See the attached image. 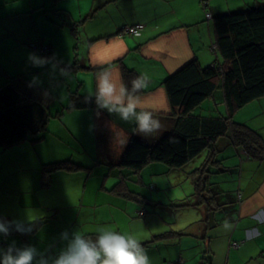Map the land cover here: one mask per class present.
Here are the masks:
<instances>
[{
	"label": "crops",
	"instance_id": "0c3cea01",
	"mask_svg": "<svg viewBox=\"0 0 264 264\" xmlns=\"http://www.w3.org/2000/svg\"><path fill=\"white\" fill-rule=\"evenodd\" d=\"M261 5L264 0H0V94H7L16 77L30 81L35 77L34 98L47 105L52 115L42 140L4 151V164L10 163V168L0 179V222L29 224V218L46 222L35 232L0 234V248L7 249L13 241L20 248L33 246L39 254L34 264L41 258L51 264L76 232L92 238L101 229H110L146 243L142 247L149 264H264V157L251 158L227 138L218 139L208 173L214 180L201 178L200 200L183 203L163 194L171 184L153 179L176 169L151 163L121 181L114 165L132 137L156 141L169 130L166 125L173 107L164 81L170 74L194 59L203 67L221 62L213 17ZM136 24L145 29L135 35L122 34ZM43 46L50 48L48 54L40 51ZM30 53L49 63L34 66ZM66 66L71 70L67 77L61 75ZM109 66L119 69L118 85L126 86L125 78L130 83L141 74L150 77L142 107L160 121L158 132L139 134L134 121H122L107 109H66L74 94L95 96L96 73ZM218 94L223 104L219 88L213 99L203 103L204 112L217 108ZM241 122L249 125L250 119L245 116ZM62 128L98 162H76L77 169L47 175L46 164L73 161L58 158V146H52V153L44 152L54 133L65 135ZM256 129L264 141V127ZM104 140L110 143L107 147ZM209 152L195 158L203 157L199 166ZM152 167L147 175L154 182H146L145 170ZM93 176L99 181H93ZM190 210L197 214L185 215ZM225 221L230 229L224 228Z\"/></svg>",
	"mask_w": 264,
	"mask_h": 264
},
{
	"label": "trees",
	"instance_id": "16d2710c",
	"mask_svg": "<svg viewBox=\"0 0 264 264\" xmlns=\"http://www.w3.org/2000/svg\"><path fill=\"white\" fill-rule=\"evenodd\" d=\"M213 18L221 62L203 67L194 59L165 79L164 86L173 107L171 121L166 125L169 130L156 141L137 136L130 139L122 158L114 163L121 173V181L127 180L129 174L131 177L136 175L151 163H162L169 169L182 168L210 150L209 158L196 168L195 173L201 172L198 182L201 176L204 179L207 178L204 174L210 173L209 166L214 160L212 148L217 150V140L221 138H227L235 147L244 149L251 158L264 157V141L260 133L234 120L238 110L264 97V5L219 14ZM31 82L25 77H16L9 85L7 94H0L2 152L45 137L52 115L47 105L34 98L38 86L33 84L29 87ZM125 83L131 91V82L128 83L125 78ZM219 88L223 90L225 111L220 112L216 108L215 113L204 112L201 109L203 103L213 99ZM90 107H98L95 96L74 94L66 109ZM77 168L78 164L67 160L46 164L44 169L49 175V172L59 169ZM196 187L200 195L199 183ZM118 189L116 187L114 190ZM121 192L127 195L125 190ZM45 222L41 219L24 226H31L35 232ZM164 236L158 235L157 238ZM87 239L95 242L98 236ZM140 244L144 246L146 243Z\"/></svg>",
	"mask_w": 264,
	"mask_h": 264
},
{
	"label": "clouds",
	"instance_id": "9594fccd",
	"mask_svg": "<svg viewBox=\"0 0 264 264\" xmlns=\"http://www.w3.org/2000/svg\"><path fill=\"white\" fill-rule=\"evenodd\" d=\"M28 59L37 67L49 63L48 59L41 58L34 53H30ZM70 74L69 66L61 69V75L67 77ZM119 79V69L111 66L101 67L96 73L95 99L98 108L107 109L109 113L117 114L122 121H134L135 132L139 134L147 136L158 132L161 129L160 121L154 119L153 111L142 107L144 103L142 94L151 84L150 77L147 74L135 76L131 81V91L123 83L118 85L116 81ZM36 82L37 78L33 77L28 86L32 87ZM89 95L91 96L92 93L90 92ZM48 97V93H45V100ZM97 116H99V112H97ZM28 223L31 225L34 222L29 218ZM231 227L225 221L224 228L230 229ZM12 230L25 233L31 232L32 228L31 226L25 227L19 221H11L7 226L0 222V234L7 237ZM63 236L67 239V233H64ZM37 255L39 254L35 247L20 248L13 241L7 249L0 248V264H34ZM35 264H49V262L41 258ZM51 264H149V257L134 236H125L110 229H101L95 242L85 238V235L80 232H76L67 247L60 251Z\"/></svg>",
	"mask_w": 264,
	"mask_h": 264
},
{
	"label": "rangeland",
	"instance_id": "374dc122",
	"mask_svg": "<svg viewBox=\"0 0 264 264\" xmlns=\"http://www.w3.org/2000/svg\"><path fill=\"white\" fill-rule=\"evenodd\" d=\"M78 20H80V19H77V21ZM16 56H18V55L16 54ZM207 101H210V100H207ZM214 103L217 104V108L220 110V112L225 111V107L221 103V99L219 97V94L217 95V100L214 101ZM246 107L247 108H245L244 110L240 109L237 111V113L234 115V120L241 122L242 117L246 116V118L250 119L249 126L254 128L255 130H257L256 128L264 127V97L258 98L256 100L252 101L251 103L247 104ZM203 108H204V105H202L201 109H203ZM212 112L215 113L216 108H214L212 110ZM259 112H263L262 115L254 116L256 113H259ZM65 130H66L65 128L61 129L62 132H65ZM119 140L117 141V139H116L114 143L119 145L121 143ZM109 144L110 143H108L106 141L104 142L105 147H107ZM112 144H113V142H112ZM24 145L27 146V144H24ZM47 145H51V148L48 149ZM85 145L89 146V143H87V144L85 143ZM52 146H58L59 147L60 152L57 154V157L58 158H65L62 160H66V159L70 160V158H73L72 162L75 161L74 163H76V162H84V163L87 162L86 164H88L90 162V160H94L93 164L95 162H98V160L95 156H92L89 152L86 151V149L82 148L81 144L78 141L72 140V137L68 136V134L66 132H65V135H63V136H60L59 134L54 133V135L51 138H49L46 146L44 147V152L48 151L49 153H52ZM20 147H21V145L18 146V148H16V149H20ZM84 150L86 152H84ZM113 151L116 153V150H113ZM5 155H7V154H5V152L0 151V179L5 174H7V171L10 168V163L4 164ZM199 159H200V161H197V159H195L194 162H189L188 164H186L182 168H174V169H176L175 171L174 170H172L171 172L166 171V173L159 174L153 178V179H156L157 183H169L172 185L171 189L165 190L163 192V194L165 196H169L170 198L180 200L181 203L188 201V200H191L192 202H196V200H198V199L200 200V196L198 195V190L196 189L197 188L196 185L199 183V181L197 182V180L199 179V177H200L199 175H201V172L195 173V171L197 170L196 168L200 167L199 165H200V162L202 161L203 157L199 158ZM101 160H103V158ZM197 163H198V165H197ZM6 164H7V166H6ZM229 164L230 163H227L226 165L228 166ZM161 165H163V164H161ZM163 166L167 167L166 165H163ZM101 167L103 168L102 165H101ZM106 169H108V168H106ZM167 169H168V167H167ZM148 171H153V167L152 168H146V170H145L144 175L146 178V182H154V181H152V179L149 180V177L147 175ZM97 173L103 174V170H98ZM30 175H31V173L29 174V177L31 178ZM204 175L207 176L208 180H210V181L214 180L213 175L209 176L208 173H205ZM201 178H202V176H201ZM11 179H13V181L17 180V178L14 177V174L11 175ZM95 180L99 181L96 177L93 176V181H95ZM108 180L113 181L115 179L113 177H110ZM27 181L30 182L29 178H27ZM134 181L136 183H138L139 180L138 181L134 180ZM153 186L154 185H149V187L147 186V188H153ZM140 187L142 188V185ZM155 194L157 195L158 192H155ZM172 202H174V201H172ZM175 203H176V201H175ZM177 204H179V203H177ZM178 213L181 215L180 211H178ZM184 213L188 217L192 216L194 214H197V212H195L193 210H190V211L184 212Z\"/></svg>",
	"mask_w": 264,
	"mask_h": 264
},
{
	"label": "built area",
	"instance_id": "2783aa9c",
	"mask_svg": "<svg viewBox=\"0 0 264 264\" xmlns=\"http://www.w3.org/2000/svg\"><path fill=\"white\" fill-rule=\"evenodd\" d=\"M210 17H211V14H208V18H210ZM144 29H145V25H143V24H136V25H133V26L126 27V29L122 32V34L135 35V34H138L139 32H141ZM49 49L50 48L48 46H43L41 48V51L44 54H47L49 52ZM140 214H143V211H141ZM234 245L237 246L238 243H235Z\"/></svg>",
	"mask_w": 264,
	"mask_h": 264
}]
</instances>
